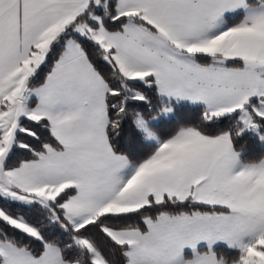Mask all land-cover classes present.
Segmentation results:
<instances>
[{"label": "snow or ice", "instance_id": "1", "mask_svg": "<svg viewBox=\"0 0 264 264\" xmlns=\"http://www.w3.org/2000/svg\"><path fill=\"white\" fill-rule=\"evenodd\" d=\"M0 264H264V0H0Z\"/></svg>", "mask_w": 264, "mask_h": 264}]
</instances>
